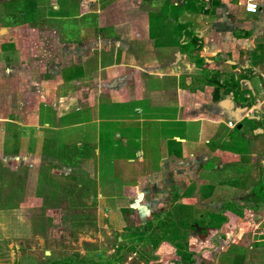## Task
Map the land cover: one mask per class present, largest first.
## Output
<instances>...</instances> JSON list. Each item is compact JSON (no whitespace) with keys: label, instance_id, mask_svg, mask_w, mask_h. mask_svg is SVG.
Wrapping results in <instances>:
<instances>
[{"label":"crops","instance_id":"1","mask_svg":"<svg viewBox=\"0 0 264 264\" xmlns=\"http://www.w3.org/2000/svg\"><path fill=\"white\" fill-rule=\"evenodd\" d=\"M183 1L77 0L78 11L69 15L62 13L66 0H37L14 21L0 20V214L19 211V198L43 196L38 182L47 188L56 170L69 169L81 187L95 183L93 197L115 198L121 212L145 211L152 184L159 188L153 190L160 198L155 207L167 201L173 208L182 194L240 205L239 212H223L220 229L209 224L189 233L188 254L195 258L183 257L182 264L206 260L212 246L219 249L218 264L264 262V207L251 199L264 179V0L255 14L245 3L230 13V0H196L204 13L190 7L195 0ZM159 2L170 3L165 17ZM153 13L180 29L166 30L159 22L152 29ZM69 19L76 20L78 33L66 34ZM22 53L30 59L28 90L17 89V72L8 73ZM72 68L80 71L67 75ZM219 79L235 82L238 97L221 87L215 99ZM48 103L57 109L54 124L43 114ZM43 129L65 139L49 152L32 150L27 141ZM68 149L73 151L65 164ZM193 162L197 175L189 170ZM17 172L27 195L13 187ZM179 173H190L192 181ZM2 225L0 220V235ZM157 229L155 223L153 233ZM141 239L137 231L126 235L131 246ZM229 241L242 246L239 254ZM164 244L178 256L187 254L178 243Z\"/></svg>","mask_w":264,"mask_h":264},{"label":"rangeland","instance_id":"2","mask_svg":"<svg viewBox=\"0 0 264 264\" xmlns=\"http://www.w3.org/2000/svg\"><path fill=\"white\" fill-rule=\"evenodd\" d=\"M66 2L67 7L65 10L62 9L63 14L73 15L78 11L79 4L77 5V0H66ZM183 2H185V0ZM35 3H37V0H15L12 5L1 3L0 20H6L7 18L9 21H14V18H18L17 15H20L21 10H26L28 6L31 9L32 4L34 5ZM159 3H161V9L165 7L163 12L165 17L169 13L170 3ZM244 3L245 0H230V4L227 5L228 11L233 13L237 9L239 12L241 5ZM196 4L202 5L195 0L191 2L190 7H197ZM205 5L206 3L204 7ZM11 6L14 12L11 11ZM198 7H200V9L202 8L201 6ZM175 9L180 10L179 7ZM205 9L206 8H204V10ZM201 10L202 13H204L203 9ZM205 16H207V14ZM20 18L22 19V17ZM156 18H158V20L154 21ZM217 20L223 21V19L221 20L219 18ZM158 22L163 24L166 30H171L172 28L180 29L176 27V25H173L171 23L172 21L168 23L164 18L161 19L158 15L156 16V14L153 13V15H151V28L154 29ZM75 23L76 20L74 19H69L65 22L64 30L67 35L78 33L76 30L78 26H76ZM233 27L234 26H232V28ZM39 58L43 57L39 56ZM19 59L20 60L15 63V70L11 67L12 69H9V72H7L11 73L10 71L12 70L17 72L19 79L17 89L21 88V90H28L27 73L25 72V64L30 60L28 53H22ZM79 71L78 68H72L66 70V74L71 75ZM66 89L67 88H65L64 92L67 91ZM26 94L25 92L23 96ZM38 100L39 99H37V101ZM65 102L66 99L63 100V98L58 101V103L62 105H64ZM29 103L31 104L33 102L30 101ZM41 107H43V114L47 115L49 118L48 120L53 121L54 124V120L57 118V109L54 108L52 104L49 105V103L48 106ZM72 113L79 119V112L73 110ZM75 132H77V130ZM38 134L39 135L35 134L32 136L27 143L28 145L31 144L30 147L32 150L43 153L49 152L52 147L59 146L60 140L65 139L48 129L40 130ZM52 143L54 144L52 145ZM8 146L9 145H7V147ZM17 146L19 147L18 143ZM22 147L23 144L21 143L20 148ZM72 151V149L65 151L67 152L66 160L64 161L65 164L70 160V152ZM51 162L52 161L45 162L46 165L49 166L47 167L48 170L52 165ZM198 169L197 162L195 164L193 162L189 166L190 172L195 170L193 172L195 175L198 174ZM25 172L24 168L21 167L20 174L23 176ZM18 174H14L13 187L16 191L20 192V195L23 191L27 195V184L25 187L23 186L24 181L21 182L23 177L20 174L21 177H19ZM181 175H187L189 181H192L191 178L193 179L190 173H182ZM73 176L74 175L71 174L69 169L52 172V177L47 183V188L43 182H38L42 188L40 190V195L43 196L37 195L36 197V195L32 194L30 198L31 202H29L27 197H25V199L19 198V211L0 214V220L3 223L1 227L2 233L0 235V264H44L43 262L47 257L60 259L75 253H79L81 256L88 255L92 258L96 256V252L98 251H103L105 256L110 258V256L119 250L118 246H121V249L128 247L120 264H172L174 262L182 264L184 258L186 260L191 259V257L195 258V256L188 254L189 247L187 240L191 232H195L197 226L210 224V228L220 229L224 224L223 212L225 210L227 211V209H229L238 212L241 210L240 205L236 201H233V199L225 198L223 200V197H214L204 200L202 197L195 196L196 194L192 196L190 194L187 196L182 194L177 197L176 199L181 202L175 205L173 203L171 205H174L173 208L170 207V203L167 201L161 203V205L164 204L163 207H161V205L155 207L160 198L155 195L156 193H154L153 190L158 192L159 188L154 189L151 187L152 184H149V188L147 189H149L150 193L148 191L142 203V208L145 206L144 203L148 204V208H144L146 210L142 212H121L123 211L122 203H118L115 198L114 201H110L108 198L106 199V197H93L97 195L95 183L92 184L91 188L87 189L86 185L82 187L79 186L76 180L72 178ZM186 185L187 181L182 184L181 188H184ZM257 185L258 187H264V179H261L260 183ZM20 189L23 191H20ZM203 189L206 190V187ZM183 190L184 189H181V191ZM138 198L137 196L135 198L133 197L132 201ZM251 199H254L255 202L257 201L258 204L264 207V191L262 189L254 191ZM109 206H111L110 210H108ZM169 207V211L160 212V210H167ZM128 208L132 207L130 206L127 207V209ZM260 220L264 222L263 215L260 216ZM138 223H144V226H140ZM155 223L158 224V229L153 233ZM135 224L139 227L137 228ZM194 225L195 227H193ZM262 225L263 229L264 223ZM131 230L134 232L137 231L138 236L143 237V239H141L142 241H139V239L134 246L128 245L126 241V235L130 234ZM246 231L247 229H244V232ZM211 237L212 233L209 235V238ZM173 242L182 246V253L187 254L185 256H178L177 252L174 254L171 245L164 244ZM229 242V247L235 248V252L239 254V248L242 246H238L237 243L233 244L232 241ZM161 244L163 245L160 247ZM178 244L177 248H179ZM224 246L225 245H222V250ZM205 248L209 249L208 245ZM217 248V246H212L209 251L205 253V256H208L206 260H198V264H218V262H221L219 257L216 259V255H218L216 252H219ZM198 253L201 254V252ZM203 253L204 252H202V254ZM254 263L255 262L251 260L250 264ZM258 264H264V262L261 261L258 262Z\"/></svg>","mask_w":264,"mask_h":264},{"label":"trees","instance_id":"3","mask_svg":"<svg viewBox=\"0 0 264 264\" xmlns=\"http://www.w3.org/2000/svg\"><path fill=\"white\" fill-rule=\"evenodd\" d=\"M186 2H188V0H185L183 4H186ZM196 10L197 11L200 10L198 6L196 7ZM218 82L219 83L217 87L215 88V94H214L215 99H216V94L218 95V91L220 90L221 87H223L224 89L223 91L225 92H233V95H234L233 97L235 98L238 97V93L235 92L238 85L235 82H230L228 81V79H223V81L219 79ZM260 189L264 191V187H256L254 191L256 190L259 191ZM224 218L223 220L227 219V218L225 219ZM259 244L264 245V228L262 229L259 235ZM118 247H119V250L115 254L110 256V258H107L103 251H98L96 252V256L92 258H90L88 255L81 256L79 253H75L71 256L63 257L60 259H52L51 257H47L43 263L44 264H120V262H122V258L124 257L123 255L126 252V249H128V247L127 248L125 247L124 249H121V246H118ZM178 247H179L178 248L179 251L183 249L182 246L180 245H178ZM180 253L184 255V253L182 252ZM18 264H22V263H18Z\"/></svg>","mask_w":264,"mask_h":264},{"label":"built area","instance_id":"4","mask_svg":"<svg viewBox=\"0 0 264 264\" xmlns=\"http://www.w3.org/2000/svg\"><path fill=\"white\" fill-rule=\"evenodd\" d=\"M244 5L247 12L255 14L260 10L263 4H261V0H246ZM228 123L231 127H234L236 124L233 121H229Z\"/></svg>","mask_w":264,"mask_h":264}]
</instances>
